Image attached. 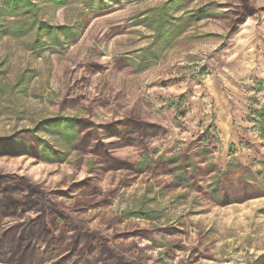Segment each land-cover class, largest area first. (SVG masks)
Instances as JSON below:
<instances>
[{
  "label": "rangeland",
  "instance_id": "1",
  "mask_svg": "<svg viewBox=\"0 0 264 264\" xmlns=\"http://www.w3.org/2000/svg\"><path fill=\"white\" fill-rule=\"evenodd\" d=\"M244 1L41 2V20L72 36L43 34L35 51L32 36L0 40V175L45 195L0 223L33 225L34 264H264V0L243 17ZM59 118L79 123L70 143L44 130ZM42 142L59 162L22 155ZM186 158L182 186L171 169ZM226 173L231 202L217 203ZM6 183L1 204L25 198Z\"/></svg>",
  "mask_w": 264,
  "mask_h": 264
},
{
  "label": "trees",
  "instance_id": "2",
  "mask_svg": "<svg viewBox=\"0 0 264 264\" xmlns=\"http://www.w3.org/2000/svg\"><path fill=\"white\" fill-rule=\"evenodd\" d=\"M70 1L72 0H0V40L5 36H10L15 39H22L25 37L32 36L34 37V40L30 43L29 46L30 50L35 51L45 47V42H43L42 36L43 34H46V36H48V38L54 41L57 45L62 44L58 34L72 36L73 33H71V27L63 26L60 28H55L47 22L42 21L40 18L38 4L42 2L45 4H51L55 8H63L67 6ZM83 2L84 5L87 6V8H90L91 10L99 11L102 9L101 3H96L95 0H83ZM241 8L244 9L242 13L243 17L247 13L249 14L254 12V9H252L248 5V2L246 0L244 1L243 6ZM238 10H240V8ZM238 13V11L235 12L236 15H238ZM242 14L238 17L239 20L243 18ZM160 20L161 19L159 17L158 21H156V24L162 25L163 22ZM135 71L137 72V70ZM260 120L262 126L264 127L263 114L261 115ZM78 124V121L75 119L59 118L47 122L43 125V127L45 132L49 135H54L55 133L59 132V134H61L60 136H62V139L65 140L67 143L69 141L71 142V137H76ZM27 135L28 134H25V136ZM21 136L23 137L24 135H20V139ZM23 145H25L27 151L22 155L31 156L33 154V151L38 150V153L36 155H33L32 157L37 159L39 162H43L46 164H53L59 162L57 159L53 158L56 156V153L45 142H42V144H40V149L35 146L33 147L32 145H30V143H24ZM187 159L188 158H186L184 161L186 162ZM171 162L172 161H169V163L173 165ZM186 165L188 166L187 169L185 168ZM186 165L184 164V168L177 165L171 169V173L174 176L175 181L182 186H189V182H191L190 169L192 167L187 162ZM233 169H235L234 165L229 164L228 170L231 171ZM228 173L224 174L223 178L215 180V182L212 183L210 186L211 196L217 203L224 202V199L225 201L231 202V200L228 198L232 195L229 192H223L227 187L225 179L228 177ZM2 181L7 182V187L11 188V190L13 191L16 190L18 192L23 191V189H25V198L16 199L10 196L5 199L2 204L0 203V216L3 214L16 216V213L19 210H25L26 207H30V201L36 203V201L38 202V199L40 200L45 196L44 193L41 192L38 187L32 182H30V180L26 177H20L15 175H0V182ZM16 191L12 193H15ZM236 195L237 193L235 191L233 194V200L240 201L242 198L238 199ZM31 198H36V201ZM47 206L45 205V207H43L42 205L43 208H41L40 210L41 216L38 215L42 220H45L47 218ZM50 210L52 211V219L58 222L61 221L60 223L62 224H66L64 223V220H67L68 217L64 216L61 209L51 207ZM69 221L73 224L70 219ZM29 223L32 222L30 221ZM72 224H69L67 226L69 228H71L73 225L75 227L77 226L76 224ZM31 227L33 228V225H27L22 220H17L14 224L4 226H2L0 223V260H8L11 264H34L38 260H41L38 257L40 252L36 249L35 242L30 239L32 237ZM44 228H46V231L49 232V230H47V227L44 226L41 227V231H44ZM48 234L52 233L49 232ZM92 236L99 237V234L94 233L92 234ZM50 249L55 251L51 243L47 245V251ZM53 251L49 252L50 257L52 256L53 258H55L56 252ZM60 259L61 257H59V259L57 260H59L60 262ZM86 264H89V262L87 261Z\"/></svg>",
  "mask_w": 264,
  "mask_h": 264
}]
</instances>
